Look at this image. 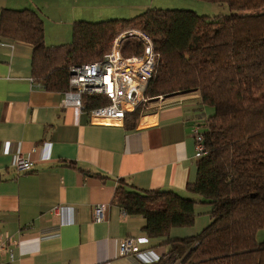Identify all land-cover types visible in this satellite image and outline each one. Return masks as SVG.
<instances>
[{
  "label": "crops",
  "instance_id": "0c3cea01",
  "mask_svg": "<svg viewBox=\"0 0 264 264\" xmlns=\"http://www.w3.org/2000/svg\"><path fill=\"white\" fill-rule=\"evenodd\" d=\"M77 1L0 0V12L35 11L48 47L70 43L76 21L117 17L86 16ZM32 67L33 46L0 35V237L18 242L1 264H161L168 248L154 247L160 240L147 235V220L113 203L118 180L196 198L187 191L197 177L193 130L205 134L214 110L198 91L178 92L138 119L92 125L86 114L61 106L63 92L36 83ZM21 156L34 163L26 173L15 169ZM97 206L104 210L100 223L94 221ZM195 211L194 226L173 228L170 239L196 236L208 226L211 207L199 204ZM142 237L150 241L140 255L120 256L122 240Z\"/></svg>",
  "mask_w": 264,
  "mask_h": 264
},
{
  "label": "trees",
  "instance_id": "16d2710c",
  "mask_svg": "<svg viewBox=\"0 0 264 264\" xmlns=\"http://www.w3.org/2000/svg\"><path fill=\"white\" fill-rule=\"evenodd\" d=\"M226 4L230 14L209 17L191 10L148 9L136 19L79 20L72 41L45 45L44 22L32 10L3 9L0 35L33 46V77L48 91L69 89L74 65L102 59L117 33L128 27L145 32L157 54L155 75L145 92L158 99L198 91L208 118L205 151L197 161L195 183L187 191H143L118 180L113 203L147 220L146 233L168 248L176 264H264V0H200ZM122 54L140 55L139 42L126 41ZM87 109L106 105L84 97ZM144 104L126 115L138 119ZM126 119V118H125ZM211 207L210 223L198 235L172 240L173 228L193 227L196 206Z\"/></svg>",
  "mask_w": 264,
  "mask_h": 264
},
{
  "label": "built area",
  "instance_id": "2783aa9c",
  "mask_svg": "<svg viewBox=\"0 0 264 264\" xmlns=\"http://www.w3.org/2000/svg\"><path fill=\"white\" fill-rule=\"evenodd\" d=\"M129 40H137L142 46L140 55L124 56L122 45ZM157 54L153 41L146 33L129 29L116 38L113 47L102 59L83 65H74L69 70V89L64 93L62 107H74L88 116L92 125H119L124 123L126 115L135 112L147 104L145 92L155 75ZM95 96L106 99L107 104L87 109L84 97ZM162 97L158 98L161 100ZM196 143L195 159L198 161L205 151V134L194 127ZM51 148V145H50ZM34 163L23 156L15 164L18 173H26ZM103 207L97 206L94 211L95 223L103 220ZM149 237L127 238L120 242V256L140 255L141 245L149 243ZM18 242L0 237V264L2 257L13 256V248Z\"/></svg>",
  "mask_w": 264,
  "mask_h": 264
},
{
  "label": "rangeland",
  "instance_id": "374dc122",
  "mask_svg": "<svg viewBox=\"0 0 264 264\" xmlns=\"http://www.w3.org/2000/svg\"><path fill=\"white\" fill-rule=\"evenodd\" d=\"M76 3L77 5L81 4V6L86 7L84 10H82V13L86 16H89L90 13L114 12L115 16H117L115 18L121 20L136 19L139 16L143 15V13L148 9H154V8L162 9V10H175V9L191 10L199 15H205L212 18L220 15L230 14V9L226 4H213L200 0H89V1L78 0ZM129 29L139 30L136 27L135 28L128 27L124 30L119 31L111 44V48L113 47L116 38L119 37L122 32L127 31ZM71 41H72V37H71ZM129 41L138 42L137 40H129ZM128 55L132 56L136 54H132V55L128 54ZM161 97L163 99H166L168 96H161ZM157 102H159V100L156 98L150 99V104H151L150 106H154ZM257 240L258 242L264 241V230H261L259 232Z\"/></svg>",
  "mask_w": 264,
  "mask_h": 264
},
{
  "label": "water",
  "instance_id": "95a60500",
  "mask_svg": "<svg viewBox=\"0 0 264 264\" xmlns=\"http://www.w3.org/2000/svg\"><path fill=\"white\" fill-rule=\"evenodd\" d=\"M204 144H205V142H204Z\"/></svg>",
  "mask_w": 264,
  "mask_h": 264
}]
</instances>
